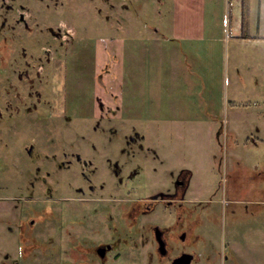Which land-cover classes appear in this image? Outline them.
I'll use <instances>...</instances> for the list:
<instances>
[{
  "label": "rangeland",
  "instance_id": "rangeland-1",
  "mask_svg": "<svg viewBox=\"0 0 264 264\" xmlns=\"http://www.w3.org/2000/svg\"><path fill=\"white\" fill-rule=\"evenodd\" d=\"M183 1L0 0V264H55L53 233L68 220L84 221L86 242L120 235L123 258L113 264H160L154 245L151 253L152 245H140L161 224L159 213L133 228L119 214L125 201L173 186L185 168L195 174L188 197L218 201L199 204L193 264H264V38L252 26L259 0H198L207 11L215 6L214 15L218 5L231 10L228 27L214 29V74L199 99L221 106L217 138L206 133L210 123L199 137L193 124H164L157 105L146 107L164 94L154 63V82L146 83V32ZM132 24L139 43L127 38V61L117 62L114 40ZM115 71L121 113L116 102L103 110L96 100ZM105 198L114 199L107 210ZM71 246L67 259L80 260Z\"/></svg>",
  "mask_w": 264,
  "mask_h": 264
},
{
  "label": "crops",
  "instance_id": "crops-1",
  "mask_svg": "<svg viewBox=\"0 0 264 264\" xmlns=\"http://www.w3.org/2000/svg\"><path fill=\"white\" fill-rule=\"evenodd\" d=\"M223 8L222 5H218L217 12L214 15L215 6H211L207 11L198 0H195V4L190 3L189 0L183 1L181 4H176L173 9H170L167 23L163 22L162 25L159 24V28L147 31L148 42L144 40V42H147L144 44L148 48L146 50V64L149 66L146 70V83L151 84L154 82L155 74L151 75L153 71L151 64L154 63L159 68H156L155 73L156 76L160 77L161 88L164 93L160 101L149 99L146 107L157 105L162 116L159 121L164 124H177L180 129L182 124H193L190 126V132L199 137L202 134L201 127L208 123L211 124L209 130L206 131L209 136L217 138L221 134L219 128L212 126V123L218 121V116L221 113L218 108L221 106L216 103H206L207 105L204 107L199 99L203 97V95L200 97L201 85H205V80L210 82L214 74L209 68L210 60H212L215 51L214 45L210 44L216 43L214 29L219 24L220 32H222L231 22V10L227 11L228 4H225V9ZM237 13L239 14L238 10ZM254 15L252 22L255 23H252V26L257 30L258 36L264 38V4L262 0H259L258 5L255 7ZM120 27L126 30L124 27ZM134 28L135 24H132V27L129 30L127 29L126 33H118L119 35L115 38L112 48L113 52L117 53L115 57L117 62L124 60L126 63L127 38L135 40L136 33ZM100 40L109 41L106 38H101ZM135 41L133 48H136L137 43H139L137 40ZM203 43L209 45L204 52ZM108 48L111 47L108 46ZM108 48H103V51H101L103 56L106 55ZM133 52L135 51L133 50ZM135 57V54H130V59H135ZM103 72L112 75L109 67H106ZM114 79V85L110 88L111 91L107 88V95H99L96 100H98L97 102L103 110L106 106H112L116 102L119 107L118 112L121 113V106L125 102L122 99L123 97H120L121 85H118L116 71L114 72ZM100 81L102 82V76H100ZM184 90L186 92L190 91L185 93ZM146 92L147 95H153L152 90L149 92L146 89ZM111 99L114 100L113 103ZM85 117H96V115L94 113L92 116L87 115ZM120 117L122 118V115ZM257 131L259 138H262L263 136L260 134L262 132ZM182 134L185 136L183 132ZM182 172L189 173V184L186 191L188 196V188L191 186V181L195 178V174L186 168ZM204 186L208 187V183L204 182ZM192 199L198 202L206 201V199Z\"/></svg>",
  "mask_w": 264,
  "mask_h": 264
},
{
  "label": "flooded vegetation",
  "instance_id": "flooded-vegetation-1",
  "mask_svg": "<svg viewBox=\"0 0 264 264\" xmlns=\"http://www.w3.org/2000/svg\"><path fill=\"white\" fill-rule=\"evenodd\" d=\"M258 175L259 173L256 174V176ZM175 180L176 182L173 186L164 188L160 194L142 199L125 201L126 205L123 206L125 207V212L123 216H121L120 213L119 217L127 222L130 228H133L143 217L154 214L155 212L157 214L159 213L161 224L152 225L148 230L149 236L146 241H143L140 245H142V247L149 244L152 245L150 253L153 251L154 245L160 264H171L175 259L184 254L194 256L191 262V264H193L200 260L196 251L193 250V246L197 239L195 229L203 221L201 214L198 212L199 204L209 201L198 202L187 196L186 191L189 184L188 172H181L176 176ZM103 200V209L107 210L108 203L112 202L114 199L105 198ZM210 202L217 203L218 201L210 200ZM53 214L58 217L60 213L54 211ZM59 224V231H55L52 238L55 264H113L122 260V253L119 249L121 246V239L120 235L118 237L116 236V232H114L113 235H110L107 240L98 237L97 239H93L94 242L93 240L86 242L88 236L84 234V236L81 235V230L84 229L83 220L79 223L76 222L75 224L68 220L65 227H63V224ZM28 225L29 227H33L35 221L31 220ZM68 226L69 231H67V234H64L65 232L62 233V229L67 228ZM24 229L25 224L22 223L20 226L21 242H26ZM115 231H117V229H115ZM60 237L61 242L59 241ZM62 237L64 239H62ZM76 238L79 241L81 240V243L74 244ZM69 241L71 245H75V247L71 246V249H76V251L79 252V255L81 256L80 260L76 257L73 258L72 256L68 258L70 260L67 259L65 246ZM133 241L135 247L138 248L140 246L139 243L136 240ZM159 241L164 244V253L162 252ZM126 242L129 243L130 241ZM34 249H36V247L23 248V252L29 253ZM85 256H87V258ZM88 256L91 257L88 258Z\"/></svg>",
  "mask_w": 264,
  "mask_h": 264
},
{
  "label": "water",
  "instance_id": "water-1",
  "mask_svg": "<svg viewBox=\"0 0 264 264\" xmlns=\"http://www.w3.org/2000/svg\"><path fill=\"white\" fill-rule=\"evenodd\" d=\"M160 246L162 249V252L164 253V244L162 242H160ZM193 255H189V254H184L180 257H178L177 259H175L171 264H191L192 260H193Z\"/></svg>",
  "mask_w": 264,
  "mask_h": 264
}]
</instances>
